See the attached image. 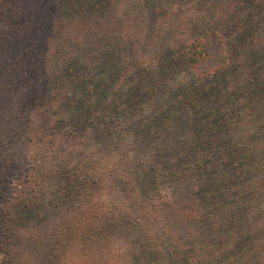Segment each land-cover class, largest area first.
<instances>
[{
	"label": "trees",
	"instance_id": "trees-1",
	"mask_svg": "<svg viewBox=\"0 0 264 264\" xmlns=\"http://www.w3.org/2000/svg\"><path fill=\"white\" fill-rule=\"evenodd\" d=\"M26 1L43 0H0V48L28 44L22 66ZM125 5V30L118 0L57 5L83 49L49 67L37 58L43 77L23 103L54 105L52 128L92 156L82 176L69 165L43 183L27 169L15 194H0V264H264V0ZM182 71L191 81L172 89Z\"/></svg>",
	"mask_w": 264,
	"mask_h": 264
},
{
	"label": "rangeland",
	"instance_id": "rangeland-1",
	"mask_svg": "<svg viewBox=\"0 0 264 264\" xmlns=\"http://www.w3.org/2000/svg\"><path fill=\"white\" fill-rule=\"evenodd\" d=\"M128 1L118 0L119 6L113 8L115 18L119 20L117 24L122 30L134 24V21L129 20L123 22L118 16ZM61 2L62 0H43L40 4H31L26 1L17 7L21 24L32 28L30 40L33 41V48L25 65H20L24 49L28 45L24 41L14 37L0 48V194H15L14 189L20 187V181L27 169H41L43 183L45 176L49 183L63 180V172L65 176H71L73 169L68 172L69 165H79L78 171L82 176V159L92 156L89 151L82 152V141H73L52 128L53 122L58 119L54 105H46L36 110L32 109L33 99L27 105L23 103L26 97L36 94L34 85L39 84L38 80L43 77L34 72L37 58L45 56L49 67L56 58L57 62L61 59L63 52L69 50V54L73 55L83 49L80 25L76 24L78 21L59 19L57 5ZM142 17L138 18L140 25L145 20ZM109 19L110 17L107 20ZM34 43L41 46L39 50L35 49ZM12 65L16 73L21 69L26 77L29 75L27 84L19 86L18 83L8 80L9 72L6 69ZM192 77L189 71H182L170 87L176 89L184 86ZM22 80V77L18 78V81ZM26 147L30 151L29 163L24 160ZM59 217L60 215L55 220L57 225L62 223ZM15 243H18V239ZM1 259L0 254V261Z\"/></svg>",
	"mask_w": 264,
	"mask_h": 264
}]
</instances>
